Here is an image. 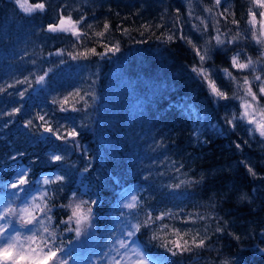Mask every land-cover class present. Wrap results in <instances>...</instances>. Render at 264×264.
Listing matches in <instances>:
<instances>
[{"label":"trees","instance_id":"1","mask_svg":"<svg viewBox=\"0 0 264 264\" xmlns=\"http://www.w3.org/2000/svg\"><path fill=\"white\" fill-rule=\"evenodd\" d=\"M253 3L0 0V192L48 219L21 264H123L128 235L154 264H264Z\"/></svg>","mask_w":264,"mask_h":264},{"label":"rangeland","instance_id":"2","mask_svg":"<svg viewBox=\"0 0 264 264\" xmlns=\"http://www.w3.org/2000/svg\"><path fill=\"white\" fill-rule=\"evenodd\" d=\"M19 3L23 2V0H18ZM26 3L23 4L25 6ZM254 7L257 8L255 11H258V14L253 17L251 21L252 32L257 34L258 38L264 44V0H254ZM27 7V6H26ZM29 7V6H28ZM260 7H263L262 9ZM70 25L69 18H65L57 25L49 26L50 29L53 30H61L66 26ZM215 26V25H213ZM217 35V33H216ZM215 36V35H214ZM222 40L224 38L220 37ZM229 42V41H228ZM225 46V45H224ZM228 46V43L226 47ZM257 51L262 52V56L264 57V49H257ZM236 53V51H235ZM237 54V53H236ZM248 59V58H247ZM249 62V63H248ZM234 63H236L234 61ZM247 65L251 64L249 60L246 62ZM240 66H245V64L240 63ZM264 64H258V73L254 76L259 78V90L264 92ZM219 74V72H218ZM222 76L226 75L225 70L221 71ZM241 114L245 119L251 122L253 128V136H255L258 131H261V134L264 135V105L262 104H253L252 100L244 102L242 104ZM240 114V115H241ZM260 134V135H261ZM263 137V136H262ZM264 138V137H263ZM22 175L18 176V179H21ZM49 179L44 178L43 181L47 182ZM19 189V188H18ZM18 192L15 189H9L8 192H0V264H21L19 259L30 260L33 259L35 262H41L42 259L39 258L40 251L37 252L31 244L37 242V238L39 235H36V230L40 227H44L45 222L47 223V218L45 220H40L34 223H31L30 215L27 216L28 212L26 211L29 208H36L39 205L34 204V202H40L35 198H38L35 195H27L26 197H22L19 202L21 210L17 212V217L25 220V222L17 223L14 225L11 221V213H15L14 207L12 208V203L14 199L19 198ZM34 201V202H33ZM82 216H79V220L82 219ZM13 224V225H12ZM80 225L83 222H79ZM133 235H128L126 241V245L128 248L132 249L134 252L126 250L123 252V258L126 260L123 264H154V262L147 257V255L143 252L139 244L136 240L131 239ZM128 256L129 259H126ZM128 260V261H127Z\"/></svg>","mask_w":264,"mask_h":264}]
</instances>
